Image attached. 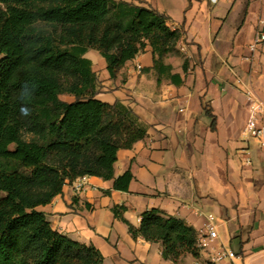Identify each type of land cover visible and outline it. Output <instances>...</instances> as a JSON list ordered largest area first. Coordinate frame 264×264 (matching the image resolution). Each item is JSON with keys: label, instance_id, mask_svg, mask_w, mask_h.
<instances>
[{"label": "crops", "instance_id": "obj_1", "mask_svg": "<svg viewBox=\"0 0 264 264\" xmlns=\"http://www.w3.org/2000/svg\"><path fill=\"white\" fill-rule=\"evenodd\" d=\"M212 4L223 13H214ZM173 20L170 25L184 34L179 54L167 55L164 63L182 77L181 84L165 73L158 82L149 45L115 78L104 57L90 58L99 80L96 98L124 102L148 126L144 139L117 153L114 174L130 169L129 189H115L113 179L84 176L67 182L39 209L53 228L96 246L103 264H174L163 257L161 242L132 236L114 215L115 205L125 206L124 217L135 227L144 211L159 208L183 218L199 238L213 215L218 237L199 260L208 261L214 246L225 245L237 254L225 264H264V146L244 132L247 92L264 102V43L250 48L264 28V0H192L181 19ZM192 28L203 32L207 49ZM60 98L70 102L75 96ZM197 261L191 254L183 257V264Z\"/></svg>", "mask_w": 264, "mask_h": 264}, {"label": "trees", "instance_id": "obj_2", "mask_svg": "<svg viewBox=\"0 0 264 264\" xmlns=\"http://www.w3.org/2000/svg\"><path fill=\"white\" fill-rule=\"evenodd\" d=\"M144 3L0 0V264H103L96 246L53 228L39 206L84 176L113 179L115 189H129L132 171L114 174L117 153L144 139L148 126L124 102L96 98L99 80L85 54L99 51L115 78L149 45L158 82L165 73L181 84L164 58L179 54L184 30ZM63 93L75 99L63 100ZM125 209L113 206L114 215L132 236L161 242L164 258L174 264H183L186 254L200 258L198 231L183 218L150 208L135 227Z\"/></svg>", "mask_w": 264, "mask_h": 264}, {"label": "built area", "instance_id": "obj_3", "mask_svg": "<svg viewBox=\"0 0 264 264\" xmlns=\"http://www.w3.org/2000/svg\"><path fill=\"white\" fill-rule=\"evenodd\" d=\"M262 43H264V28L256 34L254 41L250 45L251 50H256ZM247 95L250 101V106L249 117L244 126V132L251 137L258 138L264 146V125L262 124L264 102L251 91H248ZM76 188L77 190H81L83 188V184H77ZM214 219L213 215H209L208 222L206 224L207 234L206 236L199 238L198 244L201 251L209 247L218 237ZM236 257L237 254L234 250L225 245H219L212 248L210 259L208 261L198 259L196 264H225L226 261L233 260Z\"/></svg>", "mask_w": 264, "mask_h": 264}, {"label": "rangeland", "instance_id": "obj_4", "mask_svg": "<svg viewBox=\"0 0 264 264\" xmlns=\"http://www.w3.org/2000/svg\"><path fill=\"white\" fill-rule=\"evenodd\" d=\"M139 1V0H135ZM146 5L152 6L154 8H157L160 11H165L171 15V18H173V21L181 19V14H182V8L185 6H188L192 0H143ZM206 2V1H204ZM215 5H211L212 9L214 8ZM214 13L218 11V13H223V10L220 9V7H215ZM193 31H195V28H192ZM198 39H202L201 43L203 44V49H207L208 47V41L206 40V37L203 36V32L196 30L195 31ZM202 34V36H201ZM86 57L91 58L94 62L99 61V59H103L102 56L100 55L99 51L96 49H90L86 54ZM107 72V70H106ZM26 137L29 138L30 135L26 134Z\"/></svg>", "mask_w": 264, "mask_h": 264}, {"label": "clouds", "instance_id": "obj_5", "mask_svg": "<svg viewBox=\"0 0 264 264\" xmlns=\"http://www.w3.org/2000/svg\"><path fill=\"white\" fill-rule=\"evenodd\" d=\"M22 95L27 97L30 95V90L28 89L27 86L24 87L23 91H22ZM22 111V114L24 115H27L28 114V110L25 108V109H21Z\"/></svg>", "mask_w": 264, "mask_h": 264}]
</instances>
